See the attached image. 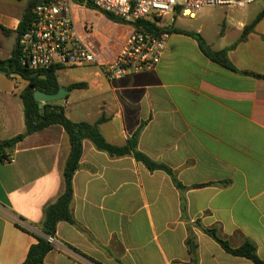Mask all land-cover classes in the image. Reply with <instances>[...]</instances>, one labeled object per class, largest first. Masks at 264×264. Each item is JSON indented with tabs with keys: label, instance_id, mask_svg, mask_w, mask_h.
Masks as SVG:
<instances>
[{
	"label": "crops",
	"instance_id": "obj_1",
	"mask_svg": "<svg viewBox=\"0 0 264 264\" xmlns=\"http://www.w3.org/2000/svg\"><path fill=\"white\" fill-rule=\"evenodd\" d=\"M33 3L0 0V64L9 62L0 73V144L25 131V82L13 90L10 60ZM254 19L231 20L210 41L199 35L209 50L227 49L236 72L208 59L193 37L176 33L153 69L108 81L83 67L87 87L75 98L82 112L66 108L73 90L60 103L66 117L97 124L119 148L141 128L136 151L171 174L148 170L132 153L111 156L83 141L71 221L59 222L54 234L66 251L53 249L45 264H253L227 254L202 229H214L231 248L250 240L264 262V16L240 39ZM68 154L58 125L0 149L6 156L0 159V264H22L36 243L44 207L64 190Z\"/></svg>",
	"mask_w": 264,
	"mask_h": 264
},
{
	"label": "built area",
	"instance_id": "obj_2",
	"mask_svg": "<svg viewBox=\"0 0 264 264\" xmlns=\"http://www.w3.org/2000/svg\"><path fill=\"white\" fill-rule=\"evenodd\" d=\"M257 0H43L29 11V22L17 39V62L32 72L91 67L108 81L155 68L169 33L155 34L135 24L157 25L165 17L195 19L204 8H243ZM113 18H108L106 14ZM162 28V27H161ZM13 90L22 80L12 75ZM11 162V160H8ZM21 228L24 223L15 219ZM53 249L66 251L54 236Z\"/></svg>",
	"mask_w": 264,
	"mask_h": 264
},
{
	"label": "trees",
	"instance_id": "obj_3",
	"mask_svg": "<svg viewBox=\"0 0 264 264\" xmlns=\"http://www.w3.org/2000/svg\"><path fill=\"white\" fill-rule=\"evenodd\" d=\"M30 4L31 5H34ZM108 18H113L110 14H106ZM264 16V8L256 16L254 21L246 26L241 34V40L245 38V35L251 32L254 25ZM29 20L28 13L24 16L22 22L17 28V34L19 35L26 27ZM141 26L146 31L159 34L163 31L167 33L183 34L193 37L197 42L201 52L212 62L231 71L236 70L231 66L226 57L227 49H223L217 52L209 50L201 37L194 32L179 28H160L155 22H149L147 20L139 21L135 24ZM6 32V31H5ZM57 68H51L47 71L32 72L26 68H22L17 62V48H15L12 58L10 60V73L17 75L25 82V86L20 93V98L23 106V116L25 122V131L9 140H5L0 144V149H6L17 142L23 140L26 136L39 132L49 126H60L68 139L69 154L65 161L63 168L64 190L63 192L51 203L47 204L43 209V220L40 224V234L34 235L36 243L31 245L28 249L26 258L22 264H45L44 257L53 250V247L46 242L44 236H54L56 227L59 222H70V203L72 201V178L75 171L78 169L80 157L82 154V143L85 140L90 141L94 147L102 152H105L111 156H124L130 153L134 158L141 162L148 170H162L168 174H171L170 170L160 164H156L146 158L144 155L136 151V140L140 133L141 128L133 135L124 147H115L108 144L97 129V124H88L86 122H72L65 115V109L61 105H54L51 102L39 104L33 99L34 91H42L46 94H55L61 88L56 78ZM36 73L35 76H31ZM246 75L254 77H261L259 75L251 74L248 72H242ZM84 84H74L66 87L67 92L73 89L83 87ZM67 98V96L65 97ZM6 156H1L0 159H5ZM177 188H181L178 182L174 181ZM203 232L212 238L227 254L235 257L244 258L249 260L253 264H264L262 260L256 255V247L253 242L246 240L241 246L237 248H231L225 241L219 239L214 229H202ZM186 246L188 252L192 255L193 261H195L196 245L192 242L191 238L186 240Z\"/></svg>",
	"mask_w": 264,
	"mask_h": 264
},
{
	"label": "rangeland",
	"instance_id": "obj_4",
	"mask_svg": "<svg viewBox=\"0 0 264 264\" xmlns=\"http://www.w3.org/2000/svg\"><path fill=\"white\" fill-rule=\"evenodd\" d=\"M264 8V0H257L248 4L246 7H227V6H215L202 9L196 16L195 19L181 18V17H165L161 20L158 26L161 28H179V29H189L192 31H197V34L201 37L211 40V38L219 31H226L227 28L230 29V21L237 20L240 17L248 18L253 20L257 14H259ZM230 33V31H229ZM85 71L84 68H65L56 73V78L61 86V88H66L74 84H84L83 87L73 89L78 90V93L75 94L73 99L67 101L66 108L70 106L76 107L77 112L81 114V107L79 108L78 104H75V98L82 96L80 90L87 87V81L82 80V73ZM23 82V81H22ZM71 90V91H73ZM70 91V92H71ZM67 96V95H66ZM68 97V96H67ZM62 100L52 101L54 105H60ZM76 105V106H75ZM79 114V115H80ZM70 117L74 119L70 114Z\"/></svg>",
	"mask_w": 264,
	"mask_h": 264
},
{
	"label": "water",
	"instance_id": "obj_5",
	"mask_svg": "<svg viewBox=\"0 0 264 264\" xmlns=\"http://www.w3.org/2000/svg\"><path fill=\"white\" fill-rule=\"evenodd\" d=\"M43 2V0H36V5H39ZM9 62H5L0 64V73H7ZM36 73L32 74L31 76H35ZM67 95V91L64 88H60L57 93L55 94H46L42 91H34L33 92V99L35 102L39 104H44L47 102H52L56 100H63Z\"/></svg>",
	"mask_w": 264,
	"mask_h": 264
}]
</instances>
